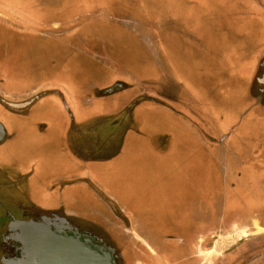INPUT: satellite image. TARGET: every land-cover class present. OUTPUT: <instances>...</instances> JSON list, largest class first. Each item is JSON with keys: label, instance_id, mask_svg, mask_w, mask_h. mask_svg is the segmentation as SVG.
I'll list each match as a JSON object with an SVG mask.
<instances>
[{"label": "rangeland", "instance_id": "374dc122", "mask_svg": "<svg viewBox=\"0 0 264 264\" xmlns=\"http://www.w3.org/2000/svg\"><path fill=\"white\" fill-rule=\"evenodd\" d=\"M225 4L234 6L229 0H0V124L10 137L0 144V211L7 205L18 218L15 203L50 204L39 192L53 175L62 181L49 186L51 202L73 206L77 220L117 253L100 227L111 195L145 215L177 218L189 234L169 242H193L195 264H264V113H245L249 105L237 104L226 83L236 78V64L250 63L251 49L264 47V17L250 10L218 18L215 10ZM223 72L233 75L226 85ZM88 97L92 105L81 104ZM30 100L19 110L9 105ZM116 105L121 151L114 162L94 165L84 152L90 132L80 122L95 118L89 123L100 122L107 135L112 119L100 111ZM5 107L26 113L17 118ZM124 108L132 114L125 117ZM239 121L232 142H209ZM33 164L43 170L21 181L17 171L30 172ZM97 168L100 188L91 176ZM70 177L80 184L72 203L58 189ZM215 205L216 231L192 235L191 225L200 222L204 230L214 223ZM155 250L145 252L155 256ZM128 253L133 262L135 251ZM138 259L148 261L143 254Z\"/></svg>", "mask_w": 264, "mask_h": 264}, {"label": "crops", "instance_id": "0c3cea01", "mask_svg": "<svg viewBox=\"0 0 264 264\" xmlns=\"http://www.w3.org/2000/svg\"><path fill=\"white\" fill-rule=\"evenodd\" d=\"M225 1L227 2L228 0H224V3H225ZM229 1L231 2V4H234V6H230L228 4H225L224 8H222V9L217 8L215 10V14L218 15V18H221V15L223 13L225 15H227L231 11H235L236 12L235 15H237L238 13L244 12V13H246L245 15L248 16L250 13V10L252 11V15L254 14V16H256L257 20L262 18V16L264 17V0H229ZM232 7H234L233 10H232ZM222 10H223V12H221ZM251 52H252L251 53L252 54V60L250 61V63L244 64L243 62H241L240 68L236 67V65H237L236 64L235 65V71L233 72V75L236 76V78L232 79L233 83L230 84V80H228L229 82L226 81V83L230 86V88L234 87L233 90H235V92H236L235 94L238 96V100H237L238 103L237 104H245V105L248 104L249 105V108L247 109V111L245 113H247L251 109H255V110L260 109L264 113V85L259 86L256 84L257 75L259 74V72H261L262 75L264 76V47L261 50L258 48L255 50L251 49ZM256 53H257V55L255 58ZM229 68H228V70L232 71V67L230 69ZM228 70H225V71H228ZM233 75L228 74V73H224L223 83L225 82L226 78H228L229 76L233 77ZM226 83H224V84L226 85ZM121 85H123V83ZM124 87H126V86H124ZM255 90H257V92H255ZM108 95H106V96H108ZM98 97L100 98V100H102V99L104 100L105 94L100 95ZM82 99L86 100V101L81 102V104L86 105V106L92 105L91 104V102H92L91 100H93L92 98L88 97V98H82ZM153 101L155 103H157V101L151 100V102H153ZM107 104H108V102L106 104H103V105L107 106ZM110 104H111V102H110ZM133 105H135V104H133ZM113 107L114 108H112V109L108 108L107 110L100 111L101 112L100 118H106V119H110V120L112 119V122L109 124V129H112V130L107 135L100 133V122H98L96 124H90L89 123L92 120H94L95 118L89 119V117H88L85 120L82 119V121L80 122L81 126L85 127V131L90 132V135L88 136L87 145H86L87 150L85 148L84 152L88 153L87 158L90 161V163H92L94 165H96V164L102 165L105 163L114 162L116 160V157L118 156V154L121 151V143H122L123 139L115 140V138L120 137L118 134V131H119L118 129L120 127L117 126V121L114 118L115 114H116V110L118 108H120V106L118 107V105H116ZM67 108H68V106H67ZM5 110L9 111L10 113H12L17 118H18V115L23 116L22 113L23 114L26 113L25 111H22V112L21 111L17 112L14 110L11 111V110L7 109L6 107H5ZM121 110L122 109H120V111H118V112L121 113ZM122 111L126 112L125 117H127L128 114H130V115L132 114V109L128 110V109L124 108ZM119 113H117V114H119ZM245 113H243L241 115L240 120L243 119V116ZM75 114H76V117H79V116L81 117V115L78 112H76ZM129 121H131V117H130ZM240 123H241V121H239L237 124H231L228 134L216 138V141L209 139V142L213 141L215 143L217 142L216 144L222 145L229 138H230L229 139L230 142H232L234 140L233 135L235 133H237L236 132L237 130H235V129H236V127H238L240 125ZM2 127H3V135H2V138L0 140V144L4 143L5 141H8L10 138L7 136V131H6L5 127L3 125H2ZM46 128H47V126L43 125L41 127V131L42 132L45 131ZM94 132L96 134L92 135L91 133H94ZM192 137L194 138L195 136L192 134ZM4 138H6V139H4ZM102 138L106 139V142L104 144L100 141V139H102ZM111 139H114V140H111ZM116 141H117V143H115ZM93 144H95V145L92 146ZM187 150H190V149H187ZM99 153H100V155H99ZM235 160L237 163H238V160L241 161L239 156H237V158H235ZM23 167L24 166H22L21 169H24ZM18 169H19V165H18ZM26 169H29V170L32 169V170L30 172H24L21 170V172L19 174L18 173L19 170L17 171L15 168V170L17 171L18 178L21 179L23 177V179L21 181H27L28 178L31 177L33 174H38L43 170L41 167H37L35 164H33V166L31 168L27 167ZM39 169H42V170H39ZM92 171L93 172H91V174H92L91 176H92V178H96V180L98 182H100V184H99V188H100V185H102L101 184L102 181H100L101 180L100 179V170H99V168H97V169H95V171L94 170H92ZM97 173H98V175H97ZM49 177H51L52 179L49 178L51 180L49 181L48 186L41 188V190L39 192V193H43V195H44L43 197H45V198H51L50 196H52L53 192L52 193L49 192L50 191L49 186H51L52 183H56V181H58V180L62 181L61 178L56 179V178H54L53 175L52 176L50 175ZM31 179H32V177H31ZM66 179H68V178H66ZM63 180H65V178ZM29 181H30V179H29ZM77 182H78V180L75 177H70L69 182H68V184H66L65 187L62 185H60L58 187L59 190L63 193V194H61L62 195L61 197L67 196L70 200H72L70 203L75 202L72 199L73 195L71 194V191L78 188V186L80 184ZM39 185H41V183H39ZM64 188L66 191H63ZM209 199H212L211 194L209 195ZM214 199H215V196H214ZM65 200H67V199H65ZM110 200L112 201V203L111 202L107 203L105 207L102 205L104 210H103V214H100V219H101L100 220V227L105 232V234H107L108 236L110 235L109 238L111 237L114 240V244L117 243L115 246H116V248H119L120 254L122 255V257L125 261L127 260L126 261L127 264H133V262H132V258H130L131 254L130 253L126 254V251L127 252L135 251V255H134L135 258L138 256L139 253H141V256H142V254L144 256V253L147 249H157L159 246L162 248L167 247V246L170 247V244L173 241L170 243L169 240L173 239L172 237H174L175 235H188L189 234L187 231H186V233H183L184 228L178 226V224H179L178 219L177 218L175 219L173 215L172 216H166V215L164 216L163 215V217L160 216V213H159V215H158V213H156L154 215H145V213L143 214V212L141 213L139 211L132 210V206L129 204L128 205H122L120 200H118V198L115 195L114 196L111 195ZM196 201H198V200H195V202ZM72 207L73 206H71L70 208H67L68 210H70L69 213L72 216H74L76 219L79 218V216H77L75 213L76 211L71 209ZM104 211L107 214H104ZM234 211H236V213H237L236 209H234ZM217 212H218V207H217V205H215L214 206V214H215L214 223L211 224V220H210L208 227H206L204 230L199 228L200 222L198 224L191 225L192 228H194L196 226V230H191V229H187V230L190 232H193L192 235L200 234L203 231L207 232V233H212V232L216 231V219L218 216ZM98 215L99 214H97L96 216H98ZM87 228L89 230L91 227H87ZM180 232H181V234H179ZM140 250H144L143 253L140 252ZM127 258L130 260V262ZM140 264H142V263L140 262Z\"/></svg>", "mask_w": 264, "mask_h": 264}, {"label": "flooded vegetation", "instance_id": "af4514ba", "mask_svg": "<svg viewBox=\"0 0 264 264\" xmlns=\"http://www.w3.org/2000/svg\"><path fill=\"white\" fill-rule=\"evenodd\" d=\"M256 84L259 86L264 85V76L261 72L257 75ZM255 92H257V90H255ZM22 179L23 177L20 180ZM65 186L66 185H64V187ZM47 199L50 201V204L49 202H45V205H39L31 202L26 207H23V205L15 203V209L19 213L18 218L14 217L12 212L8 211L7 205L1 204L2 210L0 212H5L4 214L0 213V264H20L23 253V244L19 237V226L21 222L43 223L53 229L56 228L65 232L74 231L79 234H89L93 236L85 225L69 213L70 210L64 206L62 200L59 202H51V200H54L52 197ZM93 237L104 243L106 247L110 249L116 264H127L120 252L117 253V250L103 240L102 237ZM175 243L176 245H174V243L170 244V247L167 246L162 248L159 246L155 256L148 255V252H145V259L148 260L146 264H150L152 260H154V262L161 261L160 264H164L166 261L168 264H195L196 258L191 259L192 253L197 251L195 244L189 240ZM150 250L152 252L153 250L156 251L155 249H147V251ZM140 256L141 253L133 260V264H140V260L138 259ZM187 256L189 259L184 260L183 258Z\"/></svg>", "mask_w": 264, "mask_h": 264}, {"label": "water", "instance_id": "95a60500", "mask_svg": "<svg viewBox=\"0 0 264 264\" xmlns=\"http://www.w3.org/2000/svg\"><path fill=\"white\" fill-rule=\"evenodd\" d=\"M30 103L9 105L19 110ZM2 135L0 124V140ZM19 230L23 244L20 264H116L110 249L89 234L65 232L35 222H21Z\"/></svg>", "mask_w": 264, "mask_h": 264}]
</instances>
